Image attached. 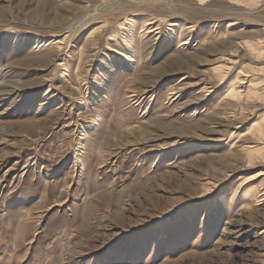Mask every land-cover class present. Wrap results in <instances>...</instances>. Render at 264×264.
<instances>
[{
	"label": "rangeland",
	"instance_id": "1",
	"mask_svg": "<svg viewBox=\"0 0 264 264\" xmlns=\"http://www.w3.org/2000/svg\"><path fill=\"white\" fill-rule=\"evenodd\" d=\"M0 264H264V0H0Z\"/></svg>",
	"mask_w": 264,
	"mask_h": 264
},
{
	"label": "bare ground",
	"instance_id": "2",
	"mask_svg": "<svg viewBox=\"0 0 264 264\" xmlns=\"http://www.w3.org/2000/svg\"><path fill=\"white\" fill-rule=\"evenodd\" d=\"M244 183H246V182H244Z\"/></svg>",
	"mask_w": 264,
	"mask_h": 264
}]
</instances>
